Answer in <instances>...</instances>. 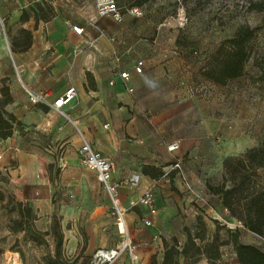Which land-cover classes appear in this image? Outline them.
<instances>
[{"label": "rangeland", "instance_id": "rangeland-1", "mask_svg": "<svg viewBox=\"0 0 264 264\" xmlns=\"http://www.w3.org/2000/svg\"><path fill=\"white\" fill-rule=\"evenodd\" d=\"M115 1L122 10V19L115 22L107 18L108 27L102 31L111 49L104 52L108 64L114 66L118 58L125 67H130L136 59H148L155 79L153 84L143 85L142 107L138 106L133 113L146 120L151 118L157 133L171 141L180 138L195 141L182 156V171L195 190H203L204 203L195 204L182 190L179 203L184 213L182 216V210L177 208L179 214L171 223L178 232L174 236L177 247H183L187 234L200 244L199 239L203 243L210 241L218 227H222L218 231L221 239H227L226 231H243L235 228V220L207 189V185L215 186L221 179L222 149L218 148L216 134L208 132L206 117L193 106H187L184 100L207 103L202 112L206 109V114L218 116L220 137L224 131L233 136L264 140V60L261 59L264 57V11L256 10L264 6V0ZM85 2L93 4V0ZM130 7L140 9L142 16L131 17L125 12ZM247 26L260 29L256 30L254 50L242 74L225 85L206 79L202 71L208 67L217 47L232 38L238 28ZM11 74L18 79L16 72ZM192 86L200 88L201 95L188 93ZM15 131V138L22 140L25 134L22 128ZM29 140L26 144L33 154L45 156L47 152L39 147L40 142L33 136ZM51 147L52 163L45 166L51 190L43 196L36 194L34 203L16 198L8 186V177L0 172V264H49V259H56L58 264H88L96 249L119 244L108 208L88 196L82 183L85 179L79 175L81 171L60 168V144ZM78 168L86 167L79 164ZM36 172L42 174L37 169ZM100 191H104L102 186ZM16 201L27 204L36 214L32 224L40 235L37 241L25 232L10 231L11 222L17 217L16 211L10 212V209ZM243 235L251 237L254 245L264 252V241L249 233ZM172 238L166 237L165 241L170 245ZM159 250L151 257L150 264L161 263L163 246ZM232 251L231 245L222 247V261L231 264ZM179 262L183 264L182 257ZM113 264H128V261L123 256ZM195 264L208 262L201 257Z\"/></svg>", "mask_w": 264, "mask_h": 264}, {"label": "crops", "instance_id": "crops-1", "mask_svg": "<svg viewBox=\"0 0 264 264\" xmlns=\"http://www.w3.org/2000/svg\"><path fill=\"white\" fill-rule=\"evenodd\" d=\"M23 14L25 19H22ZM73 25L83 27V34H75ZM107 27V18H98L94 3L88 4L85 0H0V88L7 87L11 97L4 110L21 123L18 129L25 132L22 140L16 139L15 133L0 140V172L8 177V186L16 198L34 203L36 194L43 196L51 190L45 166L52 163L51 146L58 143L62 148L59 164L81 171L79 175L85 179L82 183L88 196L109 212V198L100 191L95 173L78 168L79 148L83 140L86 141L92 149L112 160V183L138 176L135 188L117 187V197L123 205H127L129 199H139L147 191L152 193L156 212L150 226L143 225L145 214L139 207L124 217L130 238L138 244L139 263L150 264L151 257L162 248V239L178 233L171 223L179 214L177 208L181 209L180 195L184 188L170 168L175 161L182 167V156L195 141L182 138L171 141L157 133L151 118L146 120L133 113L138 106L142 107L143 85L153 84L155 80L151 76L150 60L136 59L130 67H125L116 58L111 67L104 53L111 49L102 34ZM23 30L30 33V46L21 51L19 47L25 43ZM137 60L144 62L140 75L131 70ZM119 70L130 71L128 86L133 93H128L117 77ZM12 71L17 73V80L12 77ZM110 81L114 83L110 85ZM70 86L74 87L76 97L63 109L67 119L44 105L31 104L28 99L30 92L49 90L51 103ZM184 102L206 117L208 132L216 134L222 157L238 155L264 144V140L233 136L224 131L220 137L218 116L206 114V109L202 112L208 106L206 102L198 99ZM31 136L40 142L39 147L47 152L45 156L33 154L26 144ZM172 142L178 147L169 153L166 146ZM181 210L183 216V207ZM234 223L236 228H241L240 223ZM239 232L242 244H255L251 237L243 235L248 232ZM231 257V264H237L233 251Z\"/></svg>", "mask_w": 264, "mask_h": 264}, {"label": "trees", "instance_id": "trees-1", "mask_svg": "<svg viewBox=\"0 0 264 264\" xmlns=\"http://www.w3.org/2000/svg\"><path fill=\"white\" fill-rule=\"evenodd\" d=\"M256 10L264 11V6ZM22 19H25L24 14ZM254 29L240 27L232 38L224 40L214 52L208 67L202 71L203 76L218 85H225L239 77L254 50L255 33L260 27ZM21 33L25 37V43L19 48L24 51L30 46V33L24 30ZM13 48L12 46V50ZM261 59L264 60V57ZM0 93V140H6L12 137L15 129L21 127V123L4 110V106L11 102L8 88L2 87ZM207 189L218 198L229 217L240 223L243 231L264 241V144L249 148L237 157L224 158L220 181L215 186L207 185ZM12 211H16L17 217L12 220L10 231L25 232L32 240L37 241L40 235L33 227L36 214L31 208L16 201L10 209ZM220 229L222 227H218L210 241L203 243V239H199L200 244H196L195 238L187 234L181 249L177 247L175 237L171 239L170 245L162 239L163 254L160 264H179L181 257L183 264H195L201 257L208 264H227L221 259V248L227 245H231L237 264H264V252L256 245L242 244L239 230L233 233L226 231L227 239H221L218 234ZM48 261L49 264H58L56 259Z\"/></svg>", "mask_w": 264, "mask_h": 264}, {"label": "built area", "instance_id": "built-area-1", "mask_svg": "<svg viewBox=\"0 0 264 264\" xmlns=\"http://www.w3.org/2000/svg\"><path fill=\"white\" fill-rule=\"evenodd\" d=\"M95 12L98 18H110L115 22H120L122 19V10L116 5L115 0H93ZM125 12L133 18H140L142 16V11L137 7H130L126 9ZM72 30L77 35H82L84 32L83 27L73 25ZM144 62L142 60H137L133 65L131 70L136 74L140 75L143 72ZM117 77L121 80L125 90L128 93H133L132 87L128 86L130 82V71L119 70L116 72ZM114 82L110 81V85ZM188 93L201 95L202 90L195 86L188 88ZM51 96L49 90L30 92L28 94V99L33 105L41 104L49 109L55 110L62 117L67 119V115L64 112V108L76 97V91L74 87L70 86L61 95L57 96L51 103L48 98ZM107 128V125H105ZM16 133V131L14 130ZM177 143L172 142L166 146V151L173 153L177 149ZM79 161L80 164L87 169L92 170L98 183L103 187L104 192L110 201L109 208V219L114 226L115 232L117 233L120 241L119 244L113 248H98L96 249L88 264H113L121 257L125 256L128 260V264H140L138 257V246L130 238L128 229L125 225L124 217L126 213L135 207H139L140 210L145 214L142 218V223L145 227L151 225V217L156 212V207L154 205V200L152 193L147 191L139 199L133 200L129 199L127 205H123L117 197V187L118 186H130L135 188L138 184V176L132 175L130 178L122 180L117 183H112L110 180V175L113 170L112 160L102 155L100 152L91 148V146L83 140L82 145L79 148ZM63 166H60L62 168ZM170 171H175L180 179L181 186H183L184 191L189 195L193 202L200 205L204 203L202 198L203 190H195L193 186L187 181L180 162L175 161L170 168ZM236 228V227H235Z\"/></svg>", "mask_w": 264, "mask_h": 264}, {"label": "bare ground", "instance_id": "bare-ground-1", "mask_svg": "<svg viewBox=\"0 0 264 264\" xmlns=\"http://www.w3.org/2000/svg\"><path fill=\"white\" fill-rule=\"evenodd\" d=\"M90 170V169H89ZM235 226V225H234Z\"/></svg>", "mask_w": 264, "mask_h": 264}]
</instances>
